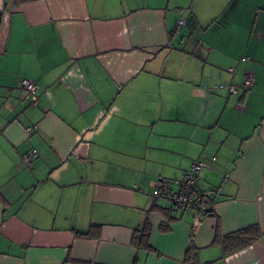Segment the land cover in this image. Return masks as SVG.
Here are the masks:
<instances>
[{
    "label": "crops",
    "instance_id": "crops-1",
    "mask_svg": "<svg viewBox=\"0 0 264 264\" xmlns=\"http://www.w3.org/2000/svg\"><path fill=\"white\" fill-rule=\"evenodd\" d=\"M211 156L209 214L151 197ZM193 224L264 264V0H0V264H184Z\"/></svg>",
    "mask_w": 264,
    "mask_h": 264
},
{
    "label": "built area",
    "instance_id": "built-area-1",
    "mask_svg": "<svg viewBox=\"0 0 264 264\" xmlns=\"http://www.w3.org/2000/svg\"><path fill=\"white\" fill-rule=\"evenodd\" d=\"M179 23H183L180 20ZM230 71L234 68L230 67ZM252 84V75L249 74L242 83V86L249 87ZM20 87L26 92V98L31 104H37L39 101V92L37 83L29 78L20 80ZM218 88H224L229 93H235L238 86L233 83H218ZM30 128V127H29ZM27 128V130H29ZM38 156L36 148H31L21 155V165L30 167L34 159ZM216 161V156H211L208 159H196L191 164L189 172L184 174L176 187L171 186V182L166 178H159L157 185L151 191L153 199H165L169 202L172 210L182 211L186 209H199L206 198L205 192L200 187L199 179L200 172L203 169H213V164Z\"/></svg>",
    "mask_w": 264,
    "mask_h": 264
},
{
    "label": "trees",
    "instance_id": "trees-1",
    "mask_svg": "<svg viewBox=\"0 0 264 264\" xmlns=\"http://www.w3.org/2000/svg\"><path fill=\"white\" fill-rule=\"evenodd\" d=\"M208 205H209V201L205 198V200L202 203L201 208L195 209L198 211L200 217L203 215L209 214V212L211 210L209 209ZM194 227H195V224L192 225L191 230H190V245L188 246L187 251H186V257H185V263L184 264H196V262H197V253H196L194 245L191 243V239H192L193 234H194ZM247 231H249V230L243 229V230L238 231L236 233L228 234L224 238L226 241H228L229 239L231 240L233 238H238V237H241L240 235L247 233ZM88 234L89 233H85V235H88ZM82 235H84V233ZM253 236H249L245 239L242 238V241L240 243H236V245L231 249L237 248L238 246H242V245L248 243L253 238Z\"/></svg>",
    "mask_w": 264,
    "mask_h": 264
}]
</instances>
